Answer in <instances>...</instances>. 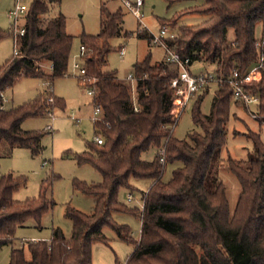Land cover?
Listing matches in <instances>:
<instances>
[{
    "label": "trees",
    "instance_id": "obj_1",
    "mask_svg": "<svg viewBox=\"0 0 264 264\" xmlns=\"http://www.w3.org/2000/svg\"><path fill=\"white\" fill-rule=\"evenodd\" d=\"M62 1L32 0L24 19L25 33L18 38V54L0 63V105L4 92L22 77L34 76L53 83L67 74L74 36L67 31L66 16L54 11ZM203 1L190 10L207 14L208 18L196 26H181L180 34L167 44L192 62L215 64L217 73L228 75L236 67L247 71L264 55V0ZM102 13L100 32L83 33L81 40L88 47L84 65L89 82L85 86L95 89L93 102L103 110L94 121L95 133L104 142H87V149L75 155L79 162L92 163L102 175L99 183H76L79 191L95 197V206L91 213L69 206L66 214L73 223L71 235L67 237L60 227H54L49 240L29 241L27 257L23 245H14L15 235L18 228L28 226L32 220L40 226L43 214L55 205L48 197L52 181H43L38 197L17 201L14 194L26 186L27 177L12 172L1 174L0 250L12 246L8 264H93L94 242H107L105 226L135 245L125 264H264L261 134H250L254 153L248 162L228 159L241 184L233 211L219 174L234 100L232 87L227 83L217 86L207 114L202 111V103L208 87L198 94L193 119L201 130H193L183 139L175 137L172 109L176 89L172 81L179 76L178 65L168 61L152 64L151 55L136 62L133 94L128 83L117 77L116 70L107 67L112 51L109 38L122 33L124 14L106 7ZM163 22L176 26V21ZM258 23L262 24L260 38L256 36ZM230 28L235 33L232 42L227 37ZM141 34L152 42L151 35ZM5 36L0 29V41ZM252 90L260 96L257 119L263 126L264 69ZM53 99H47L46 90L22 105L0 107V157L11 155L15 148H27L33 156L43 151V137L50 131L26 130L22 124L27 118L50 115L57 107L66 108L64 98L56 95ZM166 141L165 163L160 154L151 161L143 160L142 153ZM174 163L177 166L171 178L163 180L166 164ZM132 178L153 180L144 194L143 207L128 206L119 197L122 188L132 189ZM113 212L140 216L139 240L133 238L128 225L113 219Z\"/></svg>",
    "mask_w": 264,
    "mask_h": 264
},
{
    "label": "rangeland",
    "instance_id": "obj_2",
    "mask_svg": "<svg viewBox=\"0 0 264 264\" xmlns=\"http://www.w3.org/2000/svg\"><path fill=\"white\" fill-rule=\"evenodd\" d=\"M135 1V0H131ZM32 0H25L29 8ZM203 0H144L141 12L147 28L140 29L141 21L122 2V0H63L60 5L54 7V11H61L67 18V31L74 36L72 54L69 69L66 75L58 77L51 84L53 90H48L50 83L43 78L27 76L20 78L16 84L5 93L7 109L22 105L34 100L39 94L45 93L53 98L57 95L64 98L66 108L57 107L52 116L27 118L22 127L26 130H47L43 137V151L33 156L27 148H15L9 156L0 157V175L12 172L15 175L27 177V184L14 194V199L23 201L27 198L38 197L41 185L45 179L52 181L48 197L55 201V205L47 210L42 218L40 226L32 220L28 226L18 228L14 245L24 246L26 256L29 257L27 244L31 240H49L54 227H60L67 237L72 233L73 223L67 216V208L74 207L84 213H91L95 206V197L87 195L76 188V183H99L102 180L101 173L89 162H79L75 155L87 149V142L95 140L94 127V102L93 96L88 93L85 86L89 79L82 77L79 80L78 72L73 62L79 59L81 35H97L101 30L103 19L102 9L106 7L110 11L121 10L124 14L123 30L119 36H111L109 43L112 51L109 54V69L116 70L117 77L127 82L131 89L132 83L127 79L133 72L136 62L151 55V63L158 64L167 61V53L161 44L142 37L141 33L158 35L164 24L163 20L175 22L176 26L169 24L173 31L180 34L181 26H196L208 18L207 14L192 12ZM15 7V0H0V29L6 36L0 41V63L5 62L14 54V39L9 12ZM21 19L20 23L24 24ZM163 22V23H162ZM256 36H262V24L256 25ZM228 40L232 42L235 33L232 28L228 30ZM121 49L125 55L120 54ZM15 55V54H14ZM46 67V66H45ZM216 65L204 60H195L190 65L193 74L215 72ZM217 85H210L205 94L202 111L207 114L210 111L211 101ZM203 92V91H202ZM201 92V93H202ZM198 98L196 94L183 109L177 124L174 127V135L177 138H186L188 133L200 131L193 119V106ZM52 102H55L53 99ZM51 102V103H52ZM1 107V105H0ZM256 105L247 107L233 100L231 105L230 120L227 123V143L222 152L223 166L220 169V178L223 181L230 209L234 210L241 190V184L236 174L230 169L228 159L246 163L254 153V142L250 137L251 132L261 134L264 141V125L254 118L251 111H256ZM79 120V122L77 121ZM53 124V130H48V125ZM4 146H2L1 150ZM160 148L151 147L142 153L143 160L151 161ZM177 163L166 164L163 180H169ZM47 183V182H46ZM132 189L122 188L119 197L122 202L131 207H141L144 194L153 183L148 178H132ZM129 192L134 199L129 200ZM113 219L119 224H126L132 231L133 238L139 240L141 233V218L126 212H113ZM103 232L107 242L96 241L92 246L93 264H125L129 256L134 252L135 245L120 238L109 226H105ZM11 245H5L0 250V264H8L11 254Z\"/></svg>",
    "mask_w": 264,
    "mask_h": 264
},
{
    "label": "built area",
    "instance_id": "obj_3",
    "mask_svg": "<svg viewBox=\"0 0 264 264\" xmlns=\"http://www.w3.org/2000/svg\"><path fill=\"white\" fill-rule=\"evenodd\" d=\"M25 0H15V7L9 12V18L11 20L13 39H14V54H18V38L19 36L25 33L24 24H21V19H25L28 14L29 8L25 5ZM122 2L136 15V17L141 21L140 29L147 28L143 18L144 14L141 12V7L144 4V0H122ZM178 36V33L173 31L169 25H162L160 33L158 35L152 34L153 42L155 44H161L167 53V61L178 65L180 69L179 76L173 79L172 86L176 89V98L174 100V106L172 113L175 118V123L173 128L177 124V121L182 113L183 109L186 107L188 102L198 93L202 92L205 88L210 85H223L224 83L229 84L233 89V99L235 101H240L247 107L250 105H256L260 103V96L258 93L252 90V86L258 82L262 77V70L264 69V55L255 62L247 71L243 72L239 68H234L232 72L228 75L224 73L207 72L195 75L190 70V65L192 60L190 57H183L179 52L173 50L168 44L167 40L175 39ZM88 52V47L85 44L80 46L79 59H76L73 62L74 68L77 70L79 76L85 80L87 79V70L84 65V58ZM122 56L125 55V51L122 49L120 51ZM130 83L133 85V94L136 91V77L133 73H130L127 77ZM48 90H53L52 82ZM88 93L92 96L95 94V89L93 87H88ZM51 101L52 96L47 98ZM6 101L5 96L3 95V103ZM3 103L1 104L3 108ZM94 121L99 119L102 115V107L99 104L94 103ZM137 109V107H136ZM53 113H50L52 116ZM251 114L254 118H257V109L256 111H251ZM79 122V120H77ZM48 129L53 130V124L48 125ZM95 141L99 144L104 142L102 136H96ZM161 162L165 163L166 151H167V141L162 144L160 147ZM128 199L131 201L134 199L132 193H129ZM144 206V203L141 205Z\"/></svg>",
    "mask_w": 264,
    "mask_h": 264
},
{
    "label": "crops",
    "instance_id": "obj_4",
    "mask_svg": "<svg viewBox=\"0 0 264 264\" xmlns=\"http://www.w3.org/2000/svg\"><path fill=\"white\" fill-rule=\"evenodd\" d=\"M166 58H167V56H166ZM217 67V66H216ZM7 91V90H6ZM6 91L4 92V96H5V93H6ZM201 93V92H200ZM200 93H198V94H200ZM6 101H7V99H6ZM6 101L3 103V108H5V109H7V107H6ZM2 107V106H1ZM14 151V150H13ZM13 153V152H12ZM130 193V192H129ZM132 193V192H131Z\"/></svg>",
    "mask_w": 264,
    "mask_h": 264
}]
</instances>
